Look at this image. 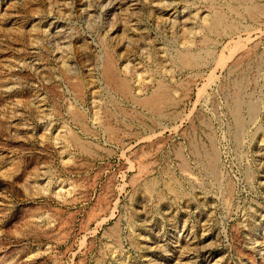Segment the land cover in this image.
I'll return each instance as SVG.
<instances>
[{
  "label": "rangeland",
  "instance_id": "374dc122",
  "mask_svg": "<svg viewBox=\"0 0 264 264\" xmlns=\"http://www.w3.org/2000/svg\"><path fill=\"white\" fill-rule=\"evenodd\" d=\"M0 264H264V0H0Z\"/></svg>",
  "mask_w": 264,
  "mask_h": 264
},
{
  "label": "bare ground",
  "instance_id": "6f19581e",
  "mask_svg": "<svg viewBox=\"0 0 264 264\" xmlns=\"http://www.w3.org/2000/svg\"><path fill=\"white\" fill-rule=\"evenodd\" d=\"M237 1V0H236ZM241 4V3H240ZM243 6L245 7V10H247L248 12H255L256 11V5H254V3L247 1V4H243ZM243 7V8H244ZM243 15V14H242ZM255 15V14H254ZM213 19V18H211ZM204 24L207 26H205V30L207 29V33H203V38L206 37V35L210 32H216L218 29H220L221 25H223V21L222 20H212V21H208V22H204ZM226 22V26H228ZM229 28V27H228ZM227 30V29H226ZM227 32V31H226ZM230 32V31H229ZM228 34V33H227ZM226 35V34H225ZM206 39V38H205ZM213 51V50H212ZM219 59V58H218ZM195 57L194 55H189L186 58L187 62H195ZM223 60V59H221ZM105 64V63H104ZM102 73L105 76L106 80L113 83L115 85V87L121 91L122 93H124L125 96L131 95V91H130V86L127 83V81L123 78H119L115 75V72H113V67H112V63L108 60L106 62V64L103 66L102 69ZM162 87V86H160ZM157 88V87H156ZM164 99H165V95L163 92H161L160 89L156 90L155 92H153L152 94L145 96L143 98H141L139 100V102L146 108L151 109V110H159L160 109V104L164 103ZM74 136V135H73ZM73 140H75L76 142H78V139L76 137L72 138ZM80 143V141H79ZM86 144V143H85ZM79 148V147H78Z\"/></svg>",
  "mask_w": 264,
  "mask_h": 264
}]
</instances>
